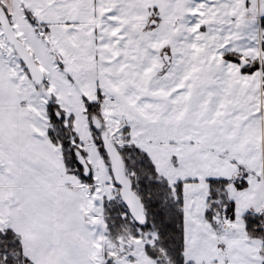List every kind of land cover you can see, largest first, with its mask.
I'll use <instances>...</instances> for the list:
<instances>
[{
    "label": "snow or ice",
    "instance_id": "6c2138e0",
    "mask_svg": "<svg viewBox=\"0 0 264 264\" xmlns=\"http://www.w3.org/2000/svg\"><path fill=\"white\" fill-rule=\"evenodd\" d=\"M0 264H264V0H0Z\"/></svg>",
    "mask_w": 264,
    "mask_h": 264
}]
</instances>
